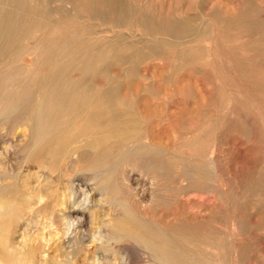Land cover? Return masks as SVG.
Listing matches in <instances>:
<instances>
[{"label": "rangeland", "instance_id": "rangeland-1", "mask_svg": "<svg viewBox=\"0 0 264 264\" xmlns=\"http://www.w3.org/2000/svg\"><path fill=\"white\" fill-rule=\"evenodd\" d=\"M244 1L125 0L126 6L131 10L128 11L131 13H128L130 17L118 25L115 28L116 34L109 38L102 34L106 24L100 25L98 19L83 16L76 22L77 26L83 27L82 32H85L87 41L99 40L101 45L98 46L95 56H89L93 58L89 60L94 64L93 67L89 70L85 66L76 67L71 76L85 89L93 84L101 87L100 96L107 97V109L118 112V106H124L125 112H136V117L129 122L130 126L148 130L147 140L152 143L151 151L147 154H143V148L136 150L141 157L161 158V151L155 147H165L171 156L165 161L168 163L166 167H171L184 161L194 150H198L201 142L211 139L214 143L218 166L217 169L215 165L216 174L223 176L226 187L215 193L217 198L213 203L210 201V205L200 203L207 200L206 195L202 197L195 193L181 192L168 204L158 202L150 206L146 201H149L151 193L152 171L140 173V168H135L129 173L135 190L133 194L139 202L143 200L140 204L145 207L140 209L143 213H148L149 218L157 220L158 217L160 220L157 221L160 223L161 220L171 222L172 218L175 220L178 216H185L181 215L183 208L200 216L197 222H189L188 226L175 227L178 231L163 230L162 235L155 236L162 244L172 243L173 239L176 246H180L183 243L181 236L190 235L193 226H197L191 235L195 238V243H199V239L207 240L208 238L201 236L208 226V221L206 218L203 220V216L214 210L223 215L233 212L230 213L233 216L231 229L233 227L235 230L231 231H236L233 234L239 232L238 237L235 234L230 235V239L221 238L225 226L223 223L213 222L220 230L215 246L209 252L210 244L204 243L206 249L208 248H203L204 253H191L186 250L184 258L188 263L218 264L216 257H220L226 264L227 257L224 254L228 247L229 264H264V253L260 250H264V90L257 83L258 75L264 69V42L261 43L263 36L259 32H262L263 26L249 30L237 24L240 19L230 20L223 13L216 16L217 18L212 15L215 8L228 9L231 13L246 8L247 5L259 6L257 0ZM260 7H264V3H260ZM174 17L179 20L186 18L197 31L192 36L168 35L165 27ZM154 32H158L155 36L166 37L176 44L172 48L164 45L156 48L155 52L152 51L146 43L153 37L150 33ZM179 41L183 44H177ZM196 45L193 55L188 51L187 56L183 53L186 46ZM194 55L209 56L208 59H212L211 65L195 62L194 58L197 56L193 57ZM98 58L102 59L99 61ZM95 68L99 70L96 72ZM84 69L88 72L85 73ZM250 74L255 81L249 79ZM118 98H123L125 102L121 105ZM2 148L3 144L0 145V152ZM8 154L0 153L1 180H11L12 177L7 174H19V178H28L34 184L40 180L43 189L50 187L47 184V175H44L48 169L30 161L18 163L15 154ZM4 168L9 173L3 174ZM29 171L38 172L40 175L34 176ZM54 173L56 175L53 172L49 174L57 177L58 171ZM70 173L67 178H73L75 184L89 190L91 195L87 206L73 204L65 209L71 213L78 208L86 214L80 228L75 223V231L80 235L74 240L73 246H70L62 234L64 225L61 217H55L51 221L48 218V208L42 205H35V211H28L12 229L16 244L40 241L42 246L39 258L43 261H37L36 264H67L68 258L73 264H120L118 261H121V256H130L135 263L142 262L144 252L136 241L118 242L111 238L101 242L97 236L94 237L101 229L109 231L118 224V213H115L113 204L114 190L109 188L101 196L99 189L88 181V170L74 168ZM119 176L121 175L117 171L116 179ZM167 178H170V173ZM163 179H166L165 176ZM170 182L175 185V181ZM51 187L61 189L56 181L51 183ZM188 195L194 197L195 201L189 202L186 199L187 203L184 198ZM148 206L151 208H147ZM175 206L178 208L176 212ZM247 240L250 241L251 248ZM78 246H83L84 249L76 253ZM213 249L216 255L213 254ZM242 249L246 250L245 255H242Z\"/></svg>", "mask_w": 264, "mask_h": 264}, {"label": "bare ground", "instance_id": "bare-ground-1", "mask_svg": "<svg viewBox=\"0 0 264 264\" xmlns=\"http://www.w3.org/2000/svg\"><path fill=\"white\" fill-rule=\"evenodd\" d=\"M260 3H264V0H257L259 6L247 5L246 8L231 13L228 9L215 8L212 15L217 18L223 13L224 16L228 15L230 20L240 19L237 24L249 30L263 26L262 32L259 30L263 36L262 43L264 7H260ZM128 11L131 10L126 6L125 0H0V145L3 144L0 153H13L18 163L30 161L48 169L44 175H47V184L50 185L43 189L36 177L34 184V181L31 182L28 178H19V174L11 173L7 174L12 177L11 180L0 179V264H36L37 261H43L39 258L42 246L40 241L31 244L24 241L21 245L16 244L12 237L14 226L28 211H35V205L47 207L51 221L55 217H61L64 225L62 234L70 246H73L74 240L80 235L75 231V223L79 224L80 228L86 214L78 208L71 213L65 209L73 204L85 207L91 199L89 190L75 184L73 178H67L74 168L89 171L88 181L99 189L101 196H104L109 188L114 190L113 204L115 213H118V224L109 231L101 229L94 237L97 236L101 242L111 238L118 242L136 241L143 249L142 262H132L133 258L131 257V260L130 256H119L120 264H196L187 262L184 258L185 251L202 252L203 248H209L210 252L220 233L218 226L213 225V222L224 224L221 238L230 239V235L239 233L233 234V227L234 230L231 231L232 211L223 215L214 210L203 216V220L207 219L208 226L201 236L208 238L207 240L199 239L200 242L195 243V238L191 235L197 226H193L190 235L181 236L183 243L180 246H176L177 243L173 239V244H162L155 238L162 235L165 229L178 231L175 227H185L189 222H197L200 216L183 208L186 212L181 210V215L185 216H178L175 220L172 218L171 222L163 220L166 223H162L161 220L160 223L157 221L158 217L157 220L149 218L148 213L144 212L145 215L140 209L143 200L139 202L133 194L134 186L129 173L135 168H140V173L152 171V188L149 201H146L150 206L158 202L168 204L181 192L195 193L196 196L202 197L206 195L205 201L199 197L202 200L200 203L210 205V201L213 203L217 198L215 193L226 187L223 176L216 174L217 156L214 143L211 139L205 143L201 142L198 150H194L184 161L171 167H166L168 163L165 161L171 156L165 147H155L161 151L164 158L141 157L136 150L143 148V154H147L151 151L152 143L147 140L148 130L130 126L129 122L136 117V112H125L124 106H118V112L107 109V97L100 96L101 87L93 84L85 89L71 76L76 67H89L88 70L93 67L94 64L89 62L93 58L89 56H95L98 46L101 45L99 40L87 41L85 32H82L83 27L77 26L76 22L83 16L98 19L100 25L106 24L102 34L109 38L116 34L115 28L130 17L131 13ZM236 15L238 16L235 17ZM165 29L168 35L174 37L192 36L194 31H197L186 18L179 20L177 17L171 19ZM150 34L153 37L146 46L152 51L164 45L172 48L173 44H176L166 37L155 36L158 32ZM179 43L183 44L181 41L177 42ZM196 47L197 45L186 46L183 53L187 56L188 51L193 55ZM208 55L212 56L210 53ZM193 57L195 62L199 61L201 65L212 63V59H208L209 56ZM101 59L98 58L99 61ZM249 79L255 81L251 74ZM257 83L263 91L264 69L258 75ZM124 102L123 98H118V103L122 105ZM195 143L197 145V142ZM1 162L4 165L2 159ZM216 168L218 169L217 165ZM54 171H58L57 177L50 176L49 173L55 174ZM117 171L121 175L118 179ZM7 172L8 169L4 168L3 174ZM32 173L34 176L38 175L35 171L29 174ZM163 176L166 179H163ZM170 180L175 181V185H172ZM54 181L61 189L51 187ZM184 199L195 201L190 195ZM176 208L177 206L171 209L176 212ZM167 215L166 212L164 216ZM254 223L251 225L254 226ZM246 242L251 248L250 241ZM204 243H209L210 246L206 249ZM83 249V246H78L75 250L77 253ZM228 249L225 248L224 254V257H227L226 264H229ZM260 250L264 253L263 249ZM245 251L242 249V255H245ZM213 254L216 255L214 249ZM216 258L219 260L218 264H224L223 258ZM67 264H73L70 258L67 259Z\"/></svg>", "mask_w": 264, "mask_h": 264}]
</instances>
